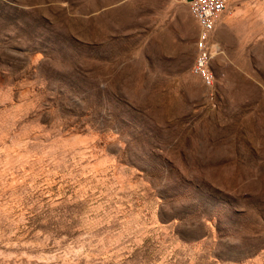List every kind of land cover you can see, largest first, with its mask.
I'll return each mask as SVG.
<instances>
[{
  "label": "rangeland",
  "instance_id": "374dc122",
  "mask_svg": "<svg viewBox=\"0 0 264 264\" xmlns=\"http://www.w3.org/2000/svg\"><path fill=\"white\" fill-rule=\"evenodd\" d=\"M214 86L179 0H0V264H264V0H225Z\"/></svg>",
  "mask_w": 264,
  "mask_h": 264
},
{
  "label": "built area",
  "instance_id": "2783aa9c",
  "mask_svg": "<svg viewBox=\"0 0 264 264\" xmlns=\"http://www.w3.org/2000/svg\"><path fill=\"white\" fill-rule=\"evenodd\" d=\"M189 6L193 18L199 25L196 42L198 56L192 67V73L199 77L207 87L214 86V75L210 69L212 59L211 36L221 15L226 10L225 0H179Z\"/></svg>",
  "mask_w": 264,
  "mask_h": 264
}]
</instances>
